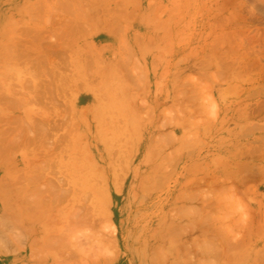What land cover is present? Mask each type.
<instances>
[{"label":"rangeland","instance_id":"rangeland-1","mask_svg":"<svg viewBox=\"0 0 264 264\" xmlns=\"http://www.w3.org/2000/svg\"><path fill=\"white\" fill-rule=\"evenodd\" d=\"M0 264H264V0H0Z\"/></svg>","mask_w":264,"mask_h":264}]
</instances>
